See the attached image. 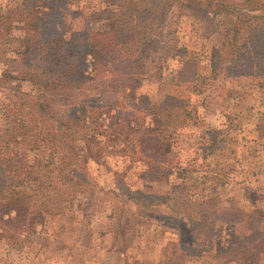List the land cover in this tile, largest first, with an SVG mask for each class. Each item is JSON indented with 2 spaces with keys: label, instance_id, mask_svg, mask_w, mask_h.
Wrapping results in <instances>:
<instances>
[{
  "label": "trees",
  "instance_id": "16d2710c",
  "mask_svg": "<svg viewBox=\"0 0 264 264\" xmlns=\"http://www.w3.org/2000/svg\"><path fill=\"white\" fill-rule=\"evenodd\" d=\"M119 2L100 10L98 23L83 19L79 27L68 20V0H21L0 10V61L6 67L0 88L15 93L1 110L9 126L0 134V236L32 234L38 221L29 215L30 204L41 202L51 213L53 193L64 201L95 199L100 186L91 166L108 165L111 155L128 159L129 171L140 170L142 184L133 189L117 181L113 192L126 191L132 210L118 209L115 239L138 215L146 219L147 231L160 223L174 230L158 264H186L211 252L217 264H264V213L241 209L231 214L218 197L228 185L226 174L206 173L191 181L188 166L167 156L178 131L201 120L175 98L156 105L137 94L144 62L162 42L156 39L161 27L182 11L205 21L216 35L210 73L193 81L194 91L206 94V107L234 74L264 79V0ZM173 34L164 35L173 41H165L170 52L176 50ZM190 57L187 50L179 56L184 61L180 73L192 67ZM22 82H30L32 91H22ZM261 113L255 130L264 139ZM208 131L214 143L227 132ZM167 179L170 190L160 194L156 187ZM227 217L245 222L246 230L226 245H215L223 234L219 221Z\"/></svg>",
  "mask_w": 264,
  "mask_h": 264
},
{
  "label": "rangeland",
  "instance_id": "374dc122",
  "mask_svg": "<svg viewBox=\"0 0 264 264\" xmlns=\"http://www.w3.org/2000/svg\"><path fill=\"white\" fill-rule=\"evenodd\" d=\"M19 3L21 0H0V10ZM118 4L119 0H68L65 11L70 13L68 20L79 27L83 19L98 23L100 10L107 6L114 8ZM172 8L176 12V6ZM177 15L180 18L173 16L171 22L169 20L161 27L163 34L156 38L162 41L159 47L146 51L150 56L144 62L137 94L156 105L172 97L189 107L191 115H196L201 124L178 131L168 158L188 166L190 174L186 177L189 176L191 181L203 179L206 173L210 176L213 173L226 174L228 185L220 190L218 197L220 204L229 208L231 214L233 211L237 214L241 209L246 212L257 210L263 214L264 139L258 137L255 129L261 112H264V90L260 87L264 79L254 78L246 72L234 74L218 87L216 101L206 107V94H197L193 81L197 75L210 73L212 63L208 59L216 49V35L196 15L186 11ZM170 30L174 31L173 38L177 39L173 52L165 44L170 37L164 35ZM13 34L21 33L15 30ZM172 42L169 41V45ZM185 50L191 52L193 63L192 67L180 73L184 61L179 56ZM5 68L0 61V76ZM219 80L213 82L218 84ZM20 84L22 91H32L30 82ZM13 91L0 88V134L9 126L1 110L15 95ZM210 129L227 132H221L218 135L220 140L214 143ZM223 136L226 140H222ZM34 157L38 158L36 154ZM106 161L108 165L91 166L92 178L100 186L95 199L86 197L64 201L59 200V193H53L50 195L54 210L51 213H45L41 202H32L29 215L36 218L38 225L27 236H0V264H158L161 247L174 230H165L160 223V226L153 225L147 231L146 219L135 215L129 231L119 239L114 238V232H118V209L132 210L126 191L119 195L113 192L118 188L117 181H123L133 189L142 188V184L137 175L140 170L127 169L130 165L128 159L110 155ZM167 182L168 179L162 180L156 191L164 194L170 190ZM57 200L60 201L58 206L54 204ZM219 225L223 227V234L214 239L215 245H226L247 227L245 222L236 223L231 217L221 218ZM211 256L212 252L186 264H217V259Z\"/></svg>",
  "mask_w": 264,
  "mask_h": 264
}]
</instances>
